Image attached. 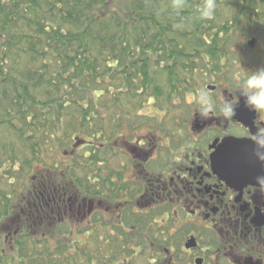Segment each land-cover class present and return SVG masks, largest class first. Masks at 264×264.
I'll return each mask as SVG.
<instances>
[{"label": "trees", "instance_id": "16d2710c", "mask_svg": "<svg viewBox=\"0 0 264 264\" xmlns=\"http://www.w3.org/2000/svg\"><path fill=\"white\" fill-rule=\"evenodd\" d=\"M201 3L0 0V264H153L159 210L111 234L93 203L120 199L108 178L131 174L142 128L173 141L189 97L264 67V0H216L207 21Z\"/></svg>", "mask_w": 264, "mask_h": 264}, {"label": "flooded vegetation", "instance_id": "af4514ba", "mask_svg": "<svg viewBox=\"0 0 264 264\" xmlns=\"http://www.w3.org/2000/svg\"><path fill=\"white\" fill-rule=\"evenodd\" d=\"M209 86L216 112L201 118L193 95L187 100L183 119L176 122L178 136L173 141L142 128L131 151L138 160L131 166V174L108 178L109 194L120 199L110 204L105 214L97 201L92 205L91 217L104 215L112 234L113 227L123 226L128 207L141 214L142 203L148 199L146 211L160 212L154 218L158 252L152 256L153 264H264V193L255 181L215 174L211 165L215 148L226 138L248 141L254 147L248 133L264 123V116L242 111L240 99L234 117L224 119L220 101L239 93H215L216 86ZM136 151L143 156L135 155ZM165 154L168 158L157 170L147 171L145 163H156ZM118 183L131 185L132 199L127 197L128 191L113 190Z\"/></svg>", "mask_w": 264, "mask_h": 264}, {"label": "clouds", "instance_id": "9594fccd", "mask_svg": "<svg viewBox=\"0 0 264 264\" xmlns=\"http://www.w3.org/2000/svg\"><path fill=\"white\" fill-rule=\"evenodd\" d=\"M186 7V0H170V8L179 15ZM216 0H202L196 9V18L201 21L211 20L215 16ZM178 28L183 24H178ZM238 96L223 98L219 104V112L224 119H231L235 115V108L243 98V104L250 111L259 116H264V67L255 71H248L242 79L237 81ZM197 104L196 113L204 119L214 114L217 110L211 94L207 89L201 88L194 97ZM248 139L254 145L253 155L258 162L264 165V123L256 124V130L248 133ZM258 189L264 193V175L256 177Z\"/></svg>", "mask_w": 264, "mask_h": 264}, {"label": "water", "instance_id": "95a60500", "mask_svg": "<svg viewBox=\"0 0 264 264\" xmlns=\"http://www.w3.org/2000/svg\"><path fill=\"white\" fill-rule=\"evenodd\" d=\"M253 46L254 42L251 41L249 47ZM207 89L212 90L210 87ZM241 100L243 102V98ZM241 110L250 111L244 104ZM253 151L254 147L248 141L224 139L211 157L213 173L256 182L257 176L264 175V165L256 160Z\"/></svg>", "mask_w": 264, "mask_h": 264}, {"label": "rangeland", "instance_id": "374dc122", "mask_svg": "<svg viewBox=\"0 0 264 264\" xmlns=\"http://www.w3.org/2000/svg\"><path fill=\"white\" fill-rule=\"evenodd\" d=\"M121 1H122V0H113V3H114V4H118V3H120ZM145 113L148 114V115H157L156 110L153 109V108L150 107V106L146 108ZM134 153H135V155H138L139 157H142V156H143V152L136 151V152H134Z\"/></svg>", "mask_w": 264, "mask_h": 264}]
</instances>
